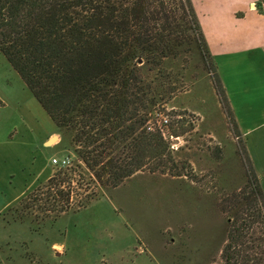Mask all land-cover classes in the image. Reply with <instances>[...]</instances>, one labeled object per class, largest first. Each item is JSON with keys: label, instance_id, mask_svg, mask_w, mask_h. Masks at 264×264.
<instances>
[{"label": "trees", "instance_id": "16d2710c", "mask_svg": "<svg viewBox=\"0 0 264 264\" xmlns=\"http://www.w3.org/2000/svg\"><path fill=\"white\" fill-rule=\"evenodd\" d=\"M0 53L76 157L19 201L24 221L34 210L43 218L67 212L87 181L83 169L104 188L140 171L180 176L171 137L186 131L183 118L159 127L158 114L196 68L233 115L191 0H0ZM247 157L246 183L223 201L221 264H264V192Z\"/></svg>", "mask_w": 264, "mask_h": 264}, {"label": "rangeland", "instance_id": "374dc122", "mask_svg": "<svg viewBox=\"0 0 264 264\" xmlns=\"http://www.w3.org/2000/svg\"><path fill=\"white\" fill-rule=\"evenodd\" d=\"M212 55L233 115L200 68L160 110L183 118L186 131L171 137L175 162L185 166L180 176L140 171L104 188L82 168L87 181L67 212L43 218L34 210L24 221L15 208L57 173L51 158L68 154L75 166L76 157L0 53V264H221L229 210L223 201L246 183L247 154L264 192V49ZM233 103L248 127L257 125L246 134Z\"/></svg>", "mask_w": 264, "mask_h": 264}, {"label": "crops", "instance_id": "0c3cea01", "mask_svg": "<svg viewBox=\"0 0 264 264\" xmlns=\"http://www.w3.org/2000/svg\"><path fill=\"white\" fill-rule=\"evenodd\" d=\"M192 2L212 54H217L218 51L264 49V0H192ZM254 3L260 5L261 12ZM232 108L242 134L257 126L249 128L238 106L235 107L233 103ZM261 113L264 114V110ZM254 114L247 116L252 118Z\"/></svg>", "mask_w": 264, "mask_h": 264}, {"label": "built area", "instance_id": "2783aa9c", "mask_svg": "<svg viewBox=\"0 0 264 264\" xmlns=\"http://www.w3.org/2000/svg\"><path fill=\"white\" fill-rule=\"evenodd\" d=\"M158 118H159V120H158V126L159 127H161V125L163 126L164 124H166L169 120L167 115L162 114V113L158 114ZM171 147H175L173 142H171ZM51 163L57 167L65 168V167H69L72 164V158L68 154L62 155L60 157L53 156L51 158Z\"/></svg>", "mask_w": 264, "mask_h": 264}, {"label": "water", "instance_id": "95a60500", "mask_svg": "<svg viewBox=\"0 0 264 264\" xmlns=\"http://www.w3.org/2000/svg\"><path fill=\"white\" fill-rule=\"evenodd\" d=\"M56 137H57V136L54 135V136L50 137L49 139H47V141L44 142L45 145H49V144H50V143H51Z\"/></svg>", "mask_w": 264, "mask_h": 264}]
</instances>
